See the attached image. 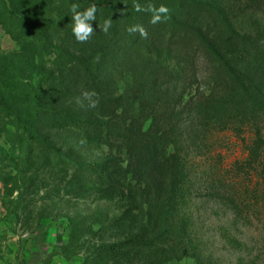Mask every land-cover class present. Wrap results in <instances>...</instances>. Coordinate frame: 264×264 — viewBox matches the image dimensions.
<instances>
[{
    "label": "rangeland",
    "instance_id": "374dc122",
    "mask_svg": "<svg viewBox=\"0 0 264 264\" xmlns=\"http://www.w3.org/2000/svg\"><path fill=\"white\" fill-rule=\"evenodd\" d=\"M194 1L202 4L101 0L81 50L88 90L75 96L51 90L70 73L50 48L64 39L57 6L9 0L14 20L0 0V264H97L93 250L127 238L99 233L127 210V192L142 205L127 218L143 217L130 235L145 243L136 255L127 250L130 264H264V89L245 65L230 73L199 38L223 55L249 41L264 81V0ZM134 3L163 5L168 19L152 24ZM105 19L107 33L98 27ZM134 25L147 38L127 31ZM39 109L109 123L108 143L88 146L71 127L49 128ZM37 137L67 167L32 150ZM106 161L127 169L131 189L96 200L90 195L107 186L85 166Z\"/></svg>",
    "mask_w": 264,
    "mask_h": 264
},
{
    "label": "trees",
    "instance_id": "16d2710c",
    "mask_svg": "<svg viewBox=\"0 0 264 264\" xmlns=\"http://www.w3.org/2000/svg\"><path fill=\"white\" fill-rule=\"evenodd\" d=\"M50 4H55L57 10L64 16V19L58 24L59 29L64 31V39L58 43H51L50 48H52V53L55 55V59L59 65H64L66 68L70 69V73L65 71L61 72L62 80L58 83L54 82L51 87L52 92L66 93L65 87L72 90L75 96H78L79 89L85 85V88L88 87L83 80V76L86 78V71L89 72L87 66V53L88 50L85 48V53H82L81 50L85 47L83 42H77L75 36L72 34V22H71V13L70 8L73 4L79 5L78 11L83 12L86 8L95 5L97 11L95 13L96 19L92 21V27L97 25V21L100 19V14L103 12L101 0H47ZM4 13L12 19L19 20V14L11 7L9 0H1ZM190 5L202 4L195 2L194 0H187ZM142 8H145L141 5ZM146 9V8H145ZM143 14H151L147 11H141ZM58 29V30H59ZM199 38L203 45L206 47L208 52L212 57H214L221 65L229 70L230 73H233L234 66L245 65V73L251 77L252 82L259 90L264 89V81H259L261 73H257L254 69V60L252 58L253 44L249 41L242 40L240 42L230 43L228 47V55L225 53L223 55L219 50L209 43L207 39L204 38L202 34H199ZM65 43L71 44L69 46ZM77 48V49H76ZM79 50L82 55L79 57L76 51ZM65 68V69H66ZM85 71V72H84ZM90 73V72H89ZM91 90V87H90ZM35 118L37 121L42 122L46 126L52 129H61L71 127L77 130L82 138L85 140L88 146L95 144V138L104 139L105 143H108L109 136L111 134V127L109 123L103 122H94L92 120H84L80 117L72 115L66 111H50L39 109L36 112ZM26 128V126L24 125ZM32 150H36L39 154H44L45 156L50 155V160L61 167H67V164L63 161L61 156L51 147L43 144V140L40 137L34 139L31 146ZM120 160V159H119ZM112 161H106L98 164L86 165V169H90L95 173H98L102 178V182L107 186L105 190L97 188L94 193L90 196L96 200H114L115 192L122 189L124 193V187L131 189L130 183H127L126 168H123V171H118L117 169L108 168V164ZM116 163V159H113V164ZM62 170H65V169ZM115 180L119 183L116 184ZM125 195V193H124ZM86 198V197H84ZM125 204L127 205V210L122 214L118 219H115L111 222L108 227L105 229L102 227L99 233L103 234L106 231H110L117 236L126 235L127 238L118 243L112 245H101L98 249L93 250L96 255L97 264H130L127 261L126 257L131 250L134 252V248L137 246L144 247L143 239L140 238L138 234L130 235L137 225H140L143 221V217L134 216V218H127L128 213L130 214L134 210H139L142 212V205L135 200L130 193L127 192L125 195ZM140 205V206H139ZM140 214V212H137ZM138 218V219H137ZM144 243V244H143ZM130 251V252H131ZM137 254V251L134 252Z\"/></svg>",
    "mask_w": 264,
    "mask_h": 264
},
{
    "label": "clouds",
    "instance_id": "9594fccd",
    "mask_svg": "<svg viewBox=\"0 0 264 264\" xmlns=\"http://www.w3.org/2000/svg\"><path fill=\"white\" fill-rule=\"evenodd\" d=\"M79 5L73 4L70 8L71 13V22H72V34L75 36V39L77 42H85L89 39L91 34L93 33V27H92V21L96 19L95 13L97 11L95 5H92L88 8H86L83 12L78 11ZM133 7L135 11L141 12V11H147L151 12V21L150 23L156 24L157 22H162L163 20H167L168 16V9L161 5L159 8L154 7L153 5H149L146 9L142 8L138 3H134ZM112 25L111 19H105L103 21V25H98L99 29L102 27V30L104 33H107L109 28ZM127 31L131 33L139 32L140 36L142 38H147V32L144 30L142 26L134 25L127 29ZM95 95V93H83V96L85 99L91 98V96ZM91 107H95V102L92 101L90 103ZM183 264V262H182Z\"/></svg>",
    "mask_w": 264,
    "mask_h": 264
}]
</instances>
